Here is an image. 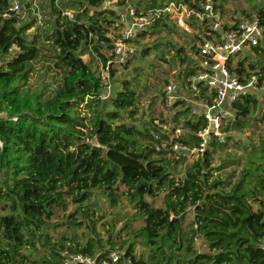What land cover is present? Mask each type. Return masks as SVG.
Returning <instances> with one entry per match:
<instances>
[{"label":"trees","instance_id":"trees-1","mask_svg":"<svg viewBox=\"0 0 264 264\" xmlns=\"http://www.w3.org/2000/svg\"><path fill=\"white\" fill-rule=\"evenodd\" d=\"M111 1L51 0L48 28L29 36L37 17L23 24L10 10V0H0V115L4 114L0 116V264H60L59 253L66 242L72 252H100L101 259L118 247L130 264H264L260 249L264 238V135L257 144L243 147L237 162L240 173L234 181L233 174L214 175L221 169L212 166L209 150L175 178L173 165H183L186 158L175 159L171 153L168 137L156 125L165 120L138 119L135 78H115L112 69L115 43L107 33L120 22L117 8L136 2V15L152 20L132 39L118 36L126 44L139 45L146 35L164 32L170 36L178 30L187 34L166 13L156 17L154 11L170 2L197 8L198 0H150L143 8L141 0ZM66 11L72 17L64 15ZM256 17L264 27V10L259 9ZM45 43L61 71L59 86L47 96L28 90L31 63ZM158 45L142 47L129 56L144 60L153 51L164 60ZM169 45L174 57L185 64L177 78L184 85L192 73V60L184 47L173 41L164 44L165 48ZM249 52L257 56L256 63H249L246 71V60H241L237 73L257 69L254 72L262 80L264 37ZM109 61L110 91L103 98L102 70ZM174 106L183 108L170 121L177 126L178 118H183L182 137L174 141L198 146L196 133L205 121H193L184 101ZM259 106L255 96L238 100L236 118L223 130L225 138L231 139L228 133L232 131L240 132L243 120ZM260 121H264V112ZM221 146L217 140L210 144L214 150ZM96 197L108 200L112 208L126 201L134 210L121 228H130V237L113 242L110 224L106 230L110 248L105 250L96 230L101 217L94 219ZM68 201L76 210L54 224L56 211ZM254 202L258 210L253 209ZM188 212L192 219L186 222ZM84 223L90 236L80 244L74 230ZM56 228L67 231L57 237L47 232ZM138 239L148 249L145 259L134 253ZM197 239L205 251L196 248Z\"/></svg>","mask_w":264,"mask_h":264},{"label":"built area","instance_id":"built-area-1","mask_svg":"<svg viewBox=\"0 0 264 264\" xmlns=\"http://www.w3.org/2000/svg\"><path fill=\"white\" fill-rule=\"evenodd\" d=\"M38 2L40 0H10V10L21 17L28 12L29 6L37 19H41V15L34 10ZM197 5V8H190L182 3L170 2L163 9L155 10L153 15L158 17L160 12L166 13L185 32L190 33L192 30L194 36V50L189 56L192 60V73L185 78L184 85H180L178 80H169L163 90V102L166 108L176 109L180 107L174 104L184 101L190 118L193 121L202 118L206 125L196 133L199 145L189 146L174 141L182 137L181 127H172L168 120L156 121L157 127L168 137L167 144L175 159L185 157L197 160L206 150L211 149L210 144L214 141L225 143L223 130L236 118L234 104L238 100L251 95L257 97L264 106V78L260 80V76L254 71L248 74L237 73L238 63L233 64V60L241 52L250 51L263 40L264 27L261 21L255 16L226 21L214 0H198ZM64 15L72 17L70 11H66ZM127 16L132 23L122 31L124 39H132L136 31L145 29L152 22L148 16L136 15L134 8L130 7L127 9ZM126 17L120 16V21L123 22ZM127 51L125 42L115 43V62L123 63L127 58ZM130 52L133 53V50ZM110 63L107 62L102 70V79L108 89ZM70 246L66 242L65 248L60 251V264H130L123 259L118 247L101 259L100 253L90 255L72 252L69 250ZM260 249L264 251V238L260 242Z\"/></svg>","mask_w":264,"mask_h":264},{"label":"rangeland","instance_id":"rangeland-1","mask_svg":"<svg viewBox=\"0 0 264 264\" xmlns=\"http://www.w3.org/2000/svg\"><path fill=\"white\" fill-rule=\"evenodd\" d=\"M157 1L160 2L161 0ZM148 2H150V0H141L140 7L143 8ZM135 3L136 2H129L125 6L117 8L116 11L120 14V16L126 17L127 9L129 7L134 8ZM214 3L221 11L223 19L226 21L232 20L233 18L241 19L247 17V15L249 17H256L259 9L264 10V0H214ZM50 5L51 0H41L38 2L37 8L34 10L41 15V19L39 18L38 23L32 26V28L27 32L29 36L38 33V31L42 33L43 30L48 28L47 23L51 18ZM31 16H34V12L23 13L21 16V22L23 24L30 22ZM149 16H151V14H149ZM170 17L172 16L170 15ZM131 23V19L127 16L123 22L120 21L115 23L111 28H109L107 36L111 40H114V43L122 42L121 37L118 38V36H122V31L129 27ZM191 32H188L187 35L178 30L177 33H171L170 36H167L164 32H160L157 35H146L144 39L139 41V45H135L133 43L127 44L128 51L126 52V60L129 61V65H126V61L121 64L119 62L118 64L115 62L116 59H114L112 69L116 70L115 78H127L129 80L133 77L135 78L132 82V86L135 88L139 99L138 119L146 120L148 118H154L158 120V118L161 117L162 119L170 122L176 111L179 112L183 110L182 107L176 109L175 107L166 108L163 102V90L165 85L169 80L175 79L177 82L178 75H181L182 70L185 68V64H181L179 59L174 57V53L170 45L165 48L164 44L173 41L179 46L184 47V53L187 56H190L193 52L194 44V38L192 37L193 32ZM157 43H159L158 52L161 50L164 52V60L158 59L153 51H151L149 56L144 60L139 59L138 55L137 57L129 56L131 54L130 50H133V52H139L142 47L152 48V46ZM50 48V45L46 43L44 46H41L37 59L31 63L33 71L30 74L28 81V90L30 92H41L44 96L49 95L55 88H57L61 80V71L55 67V63L51 58ZM107 55L109 57L111 53L107 52ZM82 59L87 60L88 57L83 56ZM241 60H246V62H244V67L246 71H248L250 70L249 63H256L257 56L249 51H243L236 59L233 60V64H237ZM254 71L257 72L258 70L256 69ZM107 82L108 84L111 83L109 73ZM109 91L110 89L106 88V93H103L101 96L105 98ZM263 112L264 106L257 107L252 115L243 120L244 127L240 132L232 131L228 133L231 139L227 140L224 136L225 143L221 144V148H217L215 150L213 148L209 149V151L212 152V166L221 169L220 171L214 173L215 176H232L233 174L234 178H232V181L239 176L240 166H238L237 162L242 158L243 147L246 145L257 144L259 138L264 135V121H260ZM0 116H4V114H1ZM177 122L179 126H176V124L172 122H170V125L172 127H181L183 118H178ZM194 161L195 159L188 158L183 165H173L172 171L174 177L179 178L185 169L191 166ZM93 202L97 206L94 219L97 220L101 217L96 225V230L101 234L102 244L104 246L103 250L110 248L106 242L108 238L106 230L110 227V224L113 225V242L118 243L119 241L127 240L131 235L130 228L125 231H121V228L122 225L129 221L134 214V210L128 206L127 202L125 201L123 202V205L119 204V206H116L115 208H112L109 205L108 200H101L99 197L94 198ZM252 206L254 210H258L257 203H252ZM76 208V206L68 201L65 208L58 209L56 211L52 222L57 224L58 222L63 221L66 215L74 212ZM191 219L192 214L191 212H188L186 214V222H189ZM66 231L67 230L65 228L47 230V232L54 237L63 235ZM74 234L80 244H84L86 239L90 236V232L85 223L75 228ZM195 246L201 252L206 250L202 240L200 239L196 240ZM37 247H41V243H38ZM42 251L44 252V249H42ZM134 253L137 257H143L144 259L147 257L148 249L143 246V242L139 239L134 242ZM34 255L38 257L37 254Z\"/></svg>","mask_w":264,"mask_h":264}]
</instances>
